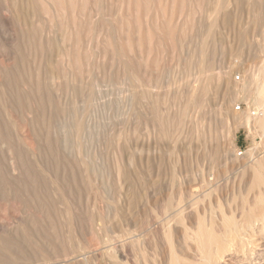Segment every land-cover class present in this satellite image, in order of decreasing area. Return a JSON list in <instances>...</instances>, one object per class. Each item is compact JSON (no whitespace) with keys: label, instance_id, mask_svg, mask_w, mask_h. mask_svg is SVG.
I'll list each match as a JSON object with an SVG mask.
<instances>
[{"label":"bare ground","instance_id":"1","mask_svg":"<svg viewBox=\"0 0 264 264\" xmlns=\"http://www.w3.org/2000/svg\"><path fill=\"white\" fill-rule=\"evenodd\" d=\"M262 3L0 0L1 22L17 30L0 32V193L22 203L9 218L0 214V264H264V155L238 158L242 153L224 148L218 133L232 118L253 125L264 148V30L256 45L258 71L249 79L242 74L239 82L229 78L232 50L216 55L214 69L202 43L196 63L203 78L170 114L179 118L177 129L155 107L150 126V106L158 102L150 94V63L158 62L150 58L153 33L164 32L166 51L179 52L186 32L195 35L202 22L207 39L237 16L264 19ZM106 65L141 92L122 96L116 113L102 110L99 81ZM43 81L54 85L50 94L59 99H73L76 88L95 82L89 84L95 90L88 88L96 91L97 109H85L67 129L43 128ZM212 82L230 88L232 100L252 94L254 111L238 116L228 109V97L213 113L218 123L207 120ZM194 138L211 155L196 173ZM108 146L114 159L109 179L103 161ZM108 181L113 189L104 196L101 186ZM100 202L104 211L97 208Z\"/></svg>","mask_w":264,"mask_h":264},{"label":"rangeland","instance_id":"2","mask_svg":"<svg viewBox=\"0 0 264 264\" xmlns=\"http://www.w3.org/2000/svg\"><path fill=\"white\" fill-rule=\"evenodd\" d=\"M262 5H263V9H264V3H262ZM246 7H248V6L246 5ZM257 19L258 18L254 19V16L252 14H245L242 16H237L233 19L234 21L232 20L233 22H231V25L224 26L223 24H221L220 25L221 27L219 26L220 28H218L217 32H215V34L212 33L211 36H209V38H207V39H206V33H204V32H206L207 23H206V21L202 22L201 23L202 26H200V28H199L200 30L196 29L197 31H196L195 35H194L195 30H194V32L192 31L191 33L186 32L187 37H185V39H184V43H183L184 46H183L182 51H179L180 53L178 52V50L166 51V50H168L167 48H165V47H167L166 43H164L166 41H164V39L162 37L164 32H160V34L162 33L161 35L158 34L159 32L158 33L151 32V33H153V40L154 41L152 40L153 42H150V46H151V43H153L152 47L150 49V53H151L150 58H157L158 62L150 63V94L152 96H157V98H158L157 104L158 105L156 104L155 106H153V108H152V106H150V126L153 123L154 119L156 118L154 116L155 111L153 112L152 109L153 110H155V109L159 110L160 109L161 112L159 110L158 115L159 116L163 115L162 118H166V116H168V114H169L170 119L172 121H174L173 126L176 124L174 126L176 128H173V126H172V129H173L172 131H175V129H177V123H176L177 120L176 119H179V118H176V116H173V115H175V113H173V112H175V110H176V105L181 104V102L182 103L184 102L189 86L192 84H196L198 81L202 80V78H203V76L198 75V71H197L198 67H197V63H196L198 50H199V47L202 46V43H204L206 45V48H207L206 51L208 50L207 56L210 59V60H208V62L209 61L215 62L214 65L213 64L211 65V66L215 67L214 69H216L218 67V64H219L218 63L219 60H218L216 55L220 54L223 49L227 50V51L232 50L233 57H234L233 59H234L235 63H234V68H232L231 74L229 76L231 81L239 82L242 79V74L246 75L247 79H249L251 77L252 73L256 74V72L258 71V66H259L258 64H260V57L257 55V48L258 47L256 45H258V41L261 39V34L264 30V28H263L264 27L263 26L264 25V21H263L264 19H262V20L261 19L257 20ZM0 23H1L0 27L2 28V29L0 28L1 29L0 32H2V31L3 32H10L13 29H15V30L12 32H17L15 27L5 25L3 22H1V20H0ZM115 31L116 32H114V34L116 33V36L118 37L120 29L118 28ZM194 37H196V38H194ZM204 37L206 40L204 39ZM156 38H157V40H156ZM159 39L160 40L162 39V40L160 41ZM202 40H204V41H202ZM158 41H160L159 43L162 44V47L159 45ZM154 44H156V45H154ZM153 46H155V47H153ZM159 46H160V48H158ZM155 48H156V50H155ZM163 48H165V49L163 50ZM215 50H216V53H215ZM104 51H105V49H104ZM162 51H163V53H165V55L162 54ZM152 55H154V56L156 55V56L153 57ZM162 55H163V57H162ZM211 56H212V58H211ZM213 57H215L217 60L214 59ZM210 62H209V64H210ZM110 67L111 66H108V65L105 66V68H104L105 72H104L103 77L101 79L102 81H99V84L101 86L100 89H101V91L103 90L101 92L102 93L101 95H103V97L105 95V100L101 96V101L106 106V108H109V109H105V106L103 105L102 110L105 113H109V112L116 113L119 110V104H117V103H119V99H121L122 96L123 97L125 95L128 96L127 93H131L130 91H132V94H134V93L139 94L141 92L135 87V84L133 85V83H131L132 81L128 76H126V75L122 76V74H121L122 72L117 71L118 69H115L116 68L115 66L111 67V69H110ZM113 69L115 71H113ZM108 72H110V73H108ZM113 72H116V73H113ZM140 74H141L140 77L142 79L146 80V78H148V76L146 77V75H145V77H146L145 78L141 72H140ZM107 75H109V76H107ZM112 77H114V78H112ZM123 79H124V81H123ZM93 81H95V80H93ZM46 82L43 81V83H42L43 84V86H42V88H43L42 89V91H43L42 92V98L43 99L41 101L43 102V104H41V111L45 112L43 114V116H45V119H43V121H42L43 128H47V127L51 126L50 127L51 129L53 127H54L53 129H56L57 127L58 128L63 127V128L67 129L70 127L74 117H77V119H78V117H80V115H83V112H85L87 109H89L90 111H93V109L94 110L97 109V105H96L97 99L95 98L97 96H94V94L96 95V93H95L96 91H94L95 87H92L95 82H89V84L93 83L92 86L89 84H82L83 86L81 85L79 88H76V89H78L76 92L77 94L75 97H73V99H69V98L68 99L67 98L66 99L65 98L59 99V97H56L55 95L50 94L51 93L50 91L54 85L52 83H50L49 81L47 82L48 84ZM44 83L46 84V86ZM88 86H91V88H93L94 90L91 89L90 87L88 88ZM83 87H84V90L82 89ZM134 88L137 90V93H136V90ZM227 89L228 88L227 87L225 88V86H218L217 84H215L213 82L211 83L209 90L207 92L208 93V95L206 97L207 102H206V105L204 108L205 109L204 114L206 113L205 117L207 116L206 117V119L208 118L207 120H209V117H211L212 121L214 119L218 123V119H216V117H214L215 115L213 116V113H214V111H220L222 109V106H223L222 101H223V99H226L228 97H230V100L232 101V102L227 103L228 109L230 111L236 113L238 116H240L241 114L247 113L249 111H254V104H253L254 96H252V94L251 95L248 94L249 96L246 93L236 94L235 98H233V100H232V97H234L235 94H233V93H232L233 95L231 94L232 91L230 88L228 89V93H229L228 94ZM79 90L81 92H79ZM91 90L93 91V93ZM177 92L178 93L180 92L179 93L180 95ZM48 93H49L51 98H49ZM80 93H81V95H80ZM89 95H91L94 98H90ZM129 95H131V94H129ZM52 96L54 97V99L52 98ZM84 96H85V98H84ZM76 97H78V98H76ZM56 98H57V100H56ZM89 98L93 101H91ZM106 98H108V99H106ZM79 100H80V102H79ZM72 101H73V103L76 102L75 106L72 103ZM85 101H88V103L91 102L90 104L92 106L94 104L95 105L93 107L91 105H89V107H88V106H86L88 104ZM47 102H49V103H47ZM106 103L107 104L109 103L112 106L110 107V105L109 104L107 105ZM82 104H83V107L81 106ZM84 104H85V108H84ZM95 106H96V108H95ZM154 107H155V109H154ZM79 108H82L81 109L82 113H81V110ZM83 108H84V110H83ZM112 108H114L113 109L114 111L110 110ZM218 109H220V110H218ZM73 110L75 112L73 114L76 116H74L72 114ZM77 111H78V113H77ZM162 112H163V114H162ZM170 114H173V115H170ZM72 115H73V118H72ZM46 116L47 117H51V116L53 117V118L51 117L52 118L50 120L51 122H46V120H47ZM70 118H72V119H70ZM69 121H70V123H69ZM239 123H240V125H239ZM225 124H224L225 126L224 125L222 126V128L225 129V130L223 129L224 131L222 130L220 123L218 124V125H220L218 133L221 134L220 135L221 137H219V139H221V145L224 144V145H222V146H224V148L229 147L228 149H230L232 147L234 150L232 148L231 149L233 150L235 155H239L240 153H242L241 155L238 156V158L246 157V153H248V152L252 153L253 155L255 154L254 155L255 157L256 156L262 157L264 155V148L261 147L262 145H260L261 144L260 135H259L257 129H255L253 125L247 126V125L242 124L241 121L236 122L232 118H230L228 120V122ZM150 130H151V127H150ZM220 131H223L224 134ZM255 133H257V134H255ZM150 135H151V131H150ZM193 141H195V142H193ZM193 141H192L193 148H195L197 151L196 152V151H194L195 149H193V151L195 152V153L193 152L194 153L193 155L196 157L195 160H197L198 164L195 161L192 162L195 164V165L193 164L192 172L196 173L197 169L199 167H202V166L207 167L208 166V164L210 162L209 158L211 157V155L210 156L208 154H207V156L205 155V153L202 151V148H200L201 142L199 144V141L195 140V138L193 139ZM259 142H260V144H259ZM106 143L109 145L110 141L107 140ZM197 145H199V147ZM198 148L200 149V151ZM107 149H109V150H107ZM107 149L104 152L103 161H104L105 165L107 162L105 169L109 173L108 172L106 173V178L108 177V179H109V177H113L112 172L114 170V165H113L114 159H112L113 155H111L112 151H110L109 146ZM107 151H108V153H107ZM180 154L183 156L184 152H181ZM196 154H197V156H196ZM167 158H168V156L165 155V159H166L165 162H167ZM105 159H108V160H105ZM202 162L204 163V165ZM205 164H207V165H205ZM197 165H198V167H197ZM168 166H170V165L167 162L165 164V167L168 169ZM179 171L182 172V174H186L184 171L181 170V168L179 169ZM169 177L170 176L168 175L167 182L169 180ZM107 183L110 186H107L108 185ZM104 184L106 186L104 185L105 188L102 187L103 185L101 186V189H102L101 193L104 196H106V194L111 189H113V187H112L113 183H111V182L109 183V181H108V182H105ZM108 188H110V189H108ZM0 194H1V196H0V200H1L0 201V214L4 213L5 218H9L10 215H13L14 214L13 212H14V210L17 209V207H18V209L20 208L19 206H21V208H22V203L20 204L16 199L13 201V199H14L13 196H7L4 193H0ZM4 196L7 197V200H6V197H4ZM9 201H10V203H9ZM97 206H98L97 207L98 209H101L103 211H104V209H106L105 202H100V203H98ZM10 210H11V212H10ZM5 211H6V213H5ZM1 215L3 216V214H1ZM23 243L20 245H23Z\"/></svg>","mask_w":264,"mask_h":264}]
</instances>
